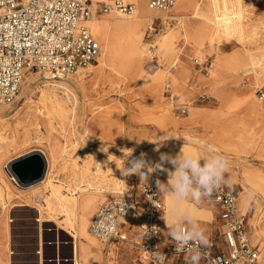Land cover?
<instances>
[{"label":"rangeland","instance_id":"1","mask_svg":"<svg viewBox=\"0 0 264 264\" xmlns=\"http://www.w3.org/2000/svg\"><path fill=\"white\" fill-rule=\"evenodd\" d=\"M107 1L91 0L96 9L91 28L103 50L95 61L76 69L81 81H69L76 71L57 77L28 70L23 76L29 78L27 92L19 89L12 103L0 102V134L5 136L0 140V264H54L47 261L54 257V244H48L52 241L57 242L62 264H72V234L77 233L82 263L136 264L138 254L129 244L115 245L107 254L87 228L99 203L126 191L132 179L137 185L143 181L135 175L124 177L121 170L107 171L104 163L99 171L96 158L106 157L116 147L120 168L141 152L156 161L153 150L158 140L165 145L160 152L181 148L198 154L212 144L228 159L226 182L246 197L241 206L239 193L238 207L247 219L252 242L262 250L260 264H264V194L249 182L253 174H264V99L258 92L264 90V2L253 0L251 6L250 0H175L169 11H154L167 14L165 18L144 23L141 42L147 48L137 65L127 51V33L115 26L134 20L138 6L130 18L101 13V3ZM171 36L170 49L162 51L160 43ZM109 45L110 58L104 63L102 54ZM63 81L76 96L70 102L75 112L69 120L54 119L48 128L46 109L39 102L41 89ZM51 143L58 158L50 178L69 195L77 184L89 189L77 193L83 215L80 226L64 222L58 213L45 212L36 198L48 194L46 186L21 188L6 165L9 158L31 148L49 153ZM98 172L105 175L103 179L93 178ZM153 174L167 182V172ZM162 197L166 234L183 222L191 228L188 217L195 218L203 236L210 233L214 207L189 200L172 217V201L166 194ZM87 245L99 251L98 262L86 257Z\"/></svg>","mask_w":264,"mask_h":264},{"label":"built area","instance_id":"2","mask_svg":"<svg viewBox=\"0 0 264 264\" xmlns=\"http://www.w3.org/2000/svg\"><path fill=\"white\" fill-rule=\"evenodd\" d=\"M174 2L147 0V5L169 11ZM137 6L133 0H109L101 3L99 11L131 16ZM95 16L91 0H0V102L15 100L28 70L63 77L95 61L101 51L90 26ZM258 92L264 99V90ZM157 179L161 181L153 174L148 184L139 185L132 179L126 191L98 204L88 228L104 244L105 253L115 245L129 243L138 251L136 264H170L172 257L178 260L176 264H189L188 258L193 257V264H260L263 253L250 238L247 219L238 207L236 185L225 182L199 202L215 208L213 227L203 240L181 244L165 233L164 202ZM100 219L108 228L106 236L94 226ZM178 228L181 233L190 230L185 222Z\"/></svg>","mask_w":264,"mask_h":264},{"label":"bare ground","instance_id":"3","mask_svg":"<svg viewBox=\"0 0 264 264\" xmlns=\"http://www.w3.org/2000/svg\"><path fill=\"white\" fill-rule=\"evenodd\" d=\"M137 2L138 4V13L135 16H127V17H132L134 20H128L125 22H120L118 23L115 27L120 28L122 31L126 32L128 35V42H127V51L130 54V56H133L136 58V63L137 65L139 64V60L143 52L145 51V44L141 42V36H142V27L145 22H151L152 18H157V17H162L165 18L167 14L165 13H156L154 11H159V10H154L148 7L146 0H133ZM253 4V0H250V4ZM245 4V2H244ZM251 4V6H252ZM193 15H195V12L193 11ZM95 17L92 19L90 26L92 22L94 21ZM102 38L104 35L101 36ZM172 36L171 37H166L161 43H160V49L162 51H166L170 49L171 47V41H172ZM103 49H101L102 52ZM112 50V46L109 45L107 47V50L102 54V62L106 63V61L110 58V53ZM150 51V50H148ZM99 56V55H98ZM152 67V66H151ZM77 76L69 79L70 82H79L81 81V74L80 71H76ZM80 74V75H79ZM52 76V75H51ZM69 77V76H68ZM65 80V79H64ZM28 81L29 78L25 76L24 79H22L21 84L19 89L21 90L22 93H24L26 90H28ZM60 86H54L53 87H43L41 89L40 97H39V102L42 104L43 107H45V115H44V120L47 123L46 126L48 128L53 127V121L54 119H61V120H69L72 117V107L70 106V102L73 101V99L76 98L74 92L71 90L70 86L68 85L67 82L63 81L59 83ZM52 86V85H51ZM60 87V91H58V88ZM30 90V89H29ZM27 92V91H26ZM29 92V91H28ZM26 97V96H25ZM27 98V97H26ZM76 102V101H75ZM74 103V102H73ZM75 112V110H74ZM40 116V115H39ZM5 136L0 134V140H4ZM148 143V142H147ZM7 143L6 145H8ZM12 144V142H11ZM49 145V153L44 151L43 149L40 148H31L30 150L23 152L22 154L19 153V155L15 156L14 158H9V160L6 162L7 167L9 168V162L12 159H15L21 155H24L25 153L38 150L41 155L44 157L45 162H46V169L44 173V177L32 182L35 184H32L30 186H23L20 185L21 188L27 189L29 187L35 186L37 184H44L46 188L48 189V194L45 196L43 193L39 195V197L36 198V201L40 203L41 207L45 209V212L49 214H54L58 213L60 216L63 218L64 222L69 223L70 225H78L80 226L81 222L83 221V215L81 213V207L78 202V196L77 193H84L88 191L89 189L83 185V184H77L74 187L70 188V195L67 193L62 192V186L59 184L57 181L53 180L50 178V171L51 167H54V163L57 160V154H56V145L54 143L48 144ZM208 148H215L214 145L209 144ZM113 151L112 153H109L106 157L101 156L102 159H97L96 158V167L97 170L100 171L101 169V164L104 163L106 166L107 171H114L116 173H119L121 168L119 164V158L115 154L117 148L114 147L111 148ZM217 150V149H216ZM181 151L185 152L186 154H189L187 150L177 148V149H170L168 152L171 154L175 155L180 153ZM104 152V151H103ZM155 160L159 159V153L156 152L155 154ZM5 165V167H6ZM6 167V168H7ZM85 174V173H84ZM83 176V175H82ZM104 174H101V172L96 173L93 178L97 179H103ZM249 182L251 185H256L257 192L259 194H264V174H253V177L249 179ZM118 184V183H117ZM241 193V201L240 205L243 206L245 205L246 202V197L245 195ZM45 197V198H44ZM239 200V198H238ZM43 202V205H42ZM164 202V200H163ZM166 208L165 202H164V209ZM164 212V211H163ZM91 220V218H90ZM62 223V222H61ZM90 223V221H89ZM89 226V224H88ZM87 233L91 235L92 237L96 238L94 235H92L89 231V228H87ZM73 237H75L74 240V264H84L82 263L78 258L79 257V242H78V233L77 234H72ZM85 254L86 257L92 262L96 263L98 262V256H99V251L97 248H92L89 245H87L85 248ZM73 251V250H72Z\"/></svg>","mask_w":264,"mask_h":264},{"label":"clouds","instance_id":"4","mask_svg":"<svg viewBox=\"0 0 264 264\" xmlns=\"http://www.w3.org/2000/svg\"><path fill=\"white\" fill-rule=\"evenodd\" d=\"M154 152L159 153V159L152 161L147 153L141 152L139 156L132 157L127 161V166L121 168L124 177L137 176L141 181L148 184L151 173L163 170L167 172V182L155 181L159 192L166 194L172 201L170 215L175 217L180 207L191 200L199 203L202 199L211 196L216 188L226 182V172L229 168L228 159L212 148L201 151L198 154H186L181 151L178 154L160 152L164 147L162 140H158ZM132 152V150H131ZM131 156V155H129ZM170 165L171 168L166 167ZM151 170V171H150ZM190 224V230L183 233L180 229L174 228L171 233L172 239L177 243H184L185 240H203V232L199 228L194 217L186 218ZM102 236L108 235V228L102 219L97 220L94 225ZM195 259V257H193ZM163 260V256H161Z\"/></svg>","mask_w":264,"mask_h":264},{"label":"water","instance_id":"5","mask_svg":"<svg viewBox=\"0 0 264 264\" xmlns=\"http://www.w3.org/2000/svg\"><path fill=\"white\" fill-rule=\"evenodd\" d=\"M45 169V159L38 150L25 153L9 163V173L21 185L43 178Z\"/></svg>","mask_w":264,"mask_h":264},{"label":"crops","instance_id":"6","mask_svg":"<svg viewBox=\"0 0 264 264\" xmlns=\"http://www.w3.org/2000/svg\"><path fill=\"white\" fill-rule=\"evenodd\" d=\"M94 212V211H93ZM93 214V213H92ZM92 216V215H91ZM54 244V248H55V252H54V257H53V259H48L47 261H53V263L54 264H62V262H63V259L62 258H60V255L58 254L59 252H58V250H56V245L55 244H57V242L55 241H52V242H48V244ZM121 244H123V243H121ZM125 244V243H124ZM127 244H129V243H127ZM130 245V244H129ZM130 250H132L133 252L134 251H136L137 252V254H138V251H137V249L136 248H134V247H132L131 245H130ZM128 248V249H129ZM132 248H134L135 250H133ZM110 254V253H109ZM71 255H72V258H71V260H72V264H74V248H73V251H71ZM57 256V257H56ZM137 257V256H136ZM135 259V262H136V258H134ZM189 259V258H188ZM191 259H193V258H191ZM178 262V260H176L175 258L174 259H171V261H170V264H176ZM190 264V263H189Z\"/></svg>","mask_w":264,"mask_h":264}]
</instances>
